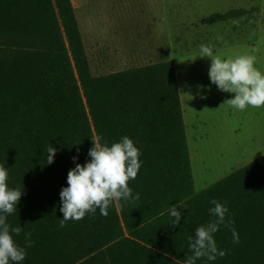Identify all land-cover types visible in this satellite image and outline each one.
<instances>
[{
    "label": "trees",
    "instance_id": "obj_1",
    "mask_svg": "<svg viewBox=\"0 0 264 264\" xmlns=\"http://www.w3.org/2000/svg\"><path fill=\"white\" fill-rule=\"evenodd\" d=\"M125 135L142 153L129 181L140 199L60 228L69 170L91 159L92 138L110 146ZM0 165L22 188L7 216L23 228L14 239L34 241L20 264H185L212 199L227 202L239 243L222 225L214 238L227 254L197 264H264V154L195 193L173 62L93 76L71 0H0Z\"/></svg>",
    "mask_w": 264,
    "mask_h": 264
},
{
    "label": "rangeland",
    "instance_id": "obj_2",
    "mask_svg": "<svg viewBox=\"0 0 264 264\" xmlns=\"http://www.w3.org/2000/svg\"><path fill=\"white\" fill-rule=\"evenodd\" d=\"M76 5L93 76L173 62L195 193L264 154V107H231L226 101L235 94L210 81L211 58L197 57L208 44L221 57L254 55L264 72V0H78ZM228 12L235 13L220 19ZM107 35L118 36L124 50L103 44Z\"/></svg>",
    "mask_w": 264,
    "mask_h": 264
},
{
    "label": "clouds",
    "instance_id": "obj_3",
    "mask_svg": "<svg viewBox=\"0 0 264 264\" xmlns=\"http://www.w3.org/2000/svg\"><path fill=\"white\" fill-rule=\"evenodd\" d=\"M199 51L197 57L211 58V83L220 91L235 94L226 103L241 111L249 106L264 107V72L255 66L257 60L254 55L221 57L215 53L214 46L208 44H202ZM92 140L94 146L88 152L91 159L83 164L75 163V167L68 172L67 186L60 191V211L63 213L60 228H64L70 220L80 221L86 213L94 214L97 209L107 217L114 202L123 201L127 204L140 199L139 193L133 196V190L129 187V181L137 177L142 166L139 159L142 153L134 141L127 135L110 146L102 144L99 137ZM56 152L57 149L53 146L48 148L47 164L54 162ZM77 159L78 157H73L74 162ZM8 179V169L0 165V264H20L27 256L26 247H32L34 241L31 239V232L25 233V246L19 245L14 239V235L19 236L23 228L10 225L7 216L17 211L22 188H10ZM210 204L214 205L209 208L212 219L198 226L194 237H188L191 255L186 257L185 264H197V260L202 258L215 261L218 256L224 257L227 254V250L218 249L214 238L222 225L230 229L232 242L239 243V234L234 227L227 202L212 199ZM178 205L186 208L184 203ZM169 215L173 217L171 226H178L182 213L177 205L169 210Z\"/></svg>",
    "mask_w": 264,
    "mask_h": 264
},
{
    "label": "crops",
    "instance_id": "obj_4",
    "mask_svg": "<svg viewBox=\"0 0 264 264\" xmlns=\"http://www.w3.org/2000/svg\"><path fill=\"white\" fill-rule=\"evenodd\" d=\"M71 1L73 3L74 9L76 11V9H77L76 3H77L78 0H71ZM110 33H111V31H110ZM115 33L117 34V31H115ZM106 37H108V35ZM106 37H105V42L103 44H105V45L109 44L110 48H111L110 50H115V51L124 50V47L122 46V43L118 40V36L111 35V37H108V38H106ZM84 47H85V45H84ZM130 51H133V49L130 50ZM131 54H133V53H131Z\"/></svg>",
    "mask_w": 264,
    "mask_h": 264
}]
</instances>
